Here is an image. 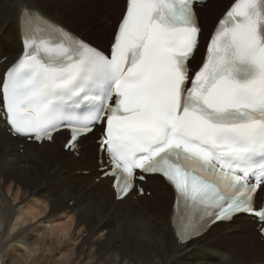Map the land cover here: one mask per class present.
<instances>
[{"label":"snow or ice","instance_id":"snow-or-ice-1","mask_svg":"<svg viewBox=\"0 0 264 264\" xmlns=\"http://www.w3.org/2000/svg\"><path fill=\"white\" fill-rule=\"evenodd\" d=\"M22 25L27 50L0 88L17 134L42 142L67 129L75 150L102 122L118 198L145 179L137 171L162 176L181 243L237 213L264 234V0H234L191 75L193 0H128L108 54L36 12Z\"/></svg>","mask_w":264,"mask_h":264},{"label":"bare ground","instance_id":"bare-ground-1","mask_svg":"<svg viewBox=\"0 0 264 264\" xmlns=\"http://www.w3.org/2000/svg\"><path fill=\"white\" fill-rule=\"evenodd\" d=\"M85 1L100 3L103 10L111 1L114 2L75 0ZM226 1H221L215 6L218 8L216 13H220L214 20L223 14L233 0ZM45 2L49 0H0V88L5 70L22 53V37L26 36L22 19L26 10L36 12L75 33L67 25L68 22L66 24L58 21V17L65 11L49 10L51 7L47 9ZM206 5L198 9L202 35L205 26L201 20V11ZM109 12L102 11L101 19ZM72 15L70 12L69 16ZM108 15L110 16L101 22V31L98 32L106 41H111L112 28L109 24L116 21L118 14L113 12ZM70 19L71 22L76 20L75 17ZM77 21L78 18L76 23ZM109 45L110 43L99 48L107 49ZM195 56L192 64L199 57V50ZM1 99L0 91V101ZM101 131L100 128L95 131L98 133L97 139ZM67 137V133L60 132L55 135L53 142H65ZM63 145L64 143L62 146H52L49 142H43L40 146L13 136L0 112V264H182L189 259H193L194 264H224L230 258L228 253L234 251L237 254L236 264H244V259L248 257L257 260L252 264H264V256L258 252V249L264 247V238L255 230L259 223L252 217L237 215L232 222L217 223L204 235L181 243L173 215L175 193L162 178L149 176L146 182L142 183L146 193L148 190L152 191L153 198L139 196L135 192L117 200L111 179L100 178L103 172L99 168L106 164L101 162L104 157L99 156L98 145L85 146L81 142L80 148L75 152L65 151ZM42 148L46 149L45 154ZM44 156L48 158L47 176L39 164ZM53 180L54 182H51ZM157 180L161 182L159 186ZM63 181H76L85 187H79L78 194L74 195L69 187L61 185ZM159 192H162V196L157 195ZM167 197L171 199V205L169 211L166 209L164 212ZM260 197L262 198V194ZM140 202L150 206L155 217L150 215L145 218L140 214L142 217L133 222V229H129L126 220H123L124 217L120 219L119 215L125 210H136L135 207H140ZM248 225L253 226L258 237L247 234L249 229L237 232L241 227ZM218 226L225 227L219 238L222 241H238L237 244L241 241L238 248L236 244L229 250L218 251L205 246L211 229ZM147 228L152 231L149 232ZM204 250L205 255L201 254ZM196 255L199 257L195 260ZM211 255L218 261L209 262Z\"/></svg>","mask_w":264,"mask_h":264},{"label":"rangeland","instance_id":"rangeland-1","mask_svg":"<svg viewBox=\"0 0 264 264\" xmlns=\"http://www.w3.org/2000/svg\"><path fill=\"white\" fill-rule=\"evenodd\" d=\"M39 1H46V0H39ZM113 1L114 2L111 1L110 4H107L106 7H104V10L102 9V7L100 8L101 4L97 3L96 1H92V2H87V1H85V2H75V0H49V2H45V7L47 9H49L48 7H51L49 10H53V11H61V12L65 11L61 15L60 18L58 17V21H62L63 23H66V24L68 22L67 25L72 30H74L76 34L80 35L83 39H85L88 42L94 44L95 46L102 48V46H104V45L107 46L111 41L110 40L106 41V39L104 37L99 35L98 31H101L100 30L101 22L104 19H107L108 16H110V15H108L109 13L113 14V12H115V13L117 12L118 18L116 19V21H114V23H110L109 24V26H111V28H112V33L110 35V37L112 38L113 31L115 30V27H116V22L121 17L122 12H123V6H124V1L125 0H113ZM221 1H224V0H211L209 3H207V5H206L207 7L205 9H203V11H201V15H202L201 16V20H202V22L204 23V26H205V32L203 33L204 34L203 35L204 40H206L207 36L209 35L211 29L214 26V23L216 22L215 21L216 19L214 20V18L220 13V12L216 13V10L218 8H215V6L218 3H220ZM69 4H70V6H69ZM108 5H110V6H108ZM8 8H9V6H8ZM102 11H104V12L105 11H110V12L108 14L104 15L103 18L101 19L100 16L102 14ZM70 12L73 14L71 17L69 16ZM72 17H75L76 20L78 18V21L80 23L78 21L76 23V20L71 22L70 18H72ZM107 35H108V32H107ZM202 54H203V46L199 49V57L193 63V66L196 67L198 65V63L201 61ZM195 58H196V56H195ZM97 137H98V133L94 132L92 135H90V136L86 137L85 139H83L82 143L85 146H87L88 144L97 146V143H96ZM57 144L62 146L63 141L59 142V143H57V142L56 143L55 142L51 143L52 146H56ZM22 146H23V144H22ZM22 150H24L23 147H22ZM22 150H21V152H22ZM42 152L45 154L46 153V149L42 148ZM46 157L47 156H44L43 159L39 163L44 169L45 176H47V161H48V158H46ZM51 182H54V180L51 181ZM156 183H157L158 186L161 184V182L159 180H157ZM61 185H65V186L69 187L70 190H71V193L74 194V195L78 194L77 192H79V187H82V188L85 187L83 184H81V186H80V184H78L76 181H70L68 183L63 181V183ZM145 195L148 198H153L154 197L151 190H148ZM157 195L162 196V192H159ZM140 204H141L140 207L139 206L135 207L136 210H133V209L125 210L124 212H122L119 215L120 219L124 217L123 220H126L125 221L126 222V226L128 228L130 227L129 229H133V225L136 222V220L141 218L142 216H144L145 218H148L150 215L155 217V214L153 213L152 209H150L151 208L150 206H146L142 202H140ZM170 205H171V199L169 197H167L165 199V202H164V206H166L164 212H166V209L169 211L168 208L170 207ZM124 208L126 209V205L124 206ZM137 212H138V214H137ZM132 215H133V217H131ZM166 217H167V215H165V218ZM224 228H225L224 226H218L216 228L211 229L210 233L207 236V239H206L207 241H205V246L206 247H210V248H215L218 251L219 250L224 251V250H229L230 247H233L234 245H236L238 241L237 242H235V241H222V239L219 238V236L221 234V231H223ZM246 229L250 230V232L247 233V234H251V235H253L255 237H258L257 235H255L252 225L243 226L237 232H243ZM147 230L149 232L152 231L149 228H147ZM255 230L257 231L258 229H255ZM240 243H241V241H240ZM240 243L237 244V248L240 245ZM258 250H259L258 252L259 253L261 252V254H263V256H264V247H263V249H258ZM253 252L257 253V251H253ZM205 253H206L205 250L201 252V254H204V255H205ZM228 254L230 255V258L228 259L227 262L223 261V262H226L224 264H236L237 254H235V251L233 253H231V254L230 253H228ZM244 256H246V255H244ZM198 257H199V255H196L195 256V260ZM211 258L212 259H210L209 262L218 261L217 258L215 256H213V255H211ZM254 261L255 260H252L251 257H248V258L244 259V264L245 263L246 264H252V263H255L257 260L255 262ZM184 263L185 264H194L193 263V259L186 260L182 264H184ZM5 264H7V263H5Z\"/></svg>","mask_w":264,"mask_h":264}]
</instances>
